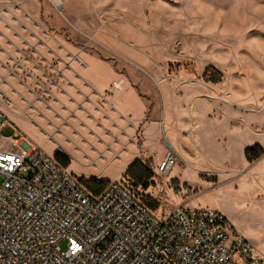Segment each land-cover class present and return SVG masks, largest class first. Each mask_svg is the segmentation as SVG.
<instances>
[{"label": "rangeland", "instance_id": "obj_1", "mask_svg": "<svg viewBox=\"0 0 264 264\" xmlns=\"http://www.w3.org/2000/svg\"><path fill=\"white\" fill-rule=\"evenodd\" d=\"M34 1L43 25L103 61L104 81L117 73L124 90L135 91L133 115L145 105L134 139L151 153L153 177L134 190L162 212L182 204L220 212L228 232L246 238L264 264V0ZM7 10L0 4V15ZM0 106L8 124L0 150L38 140L29 116L1 90ZM238 140L263 154L248 160ZM167 148L176 162L159 176ZM86 165L75 155L66 170L80 178L97 169Z\"/></svg>", "mask_w": 264, "mask_h": 264}, {"label": "built area", "instance_id": "obj_2", "mask_svg": "<svg viewBox=\"0 0 264 264\" xmlns=\"http://www.w3.org/2000/svg\"><path fill=\"white\" fill-rule=\"evenodd\" d=\"M16 146L0 150V264H263L218 211L152 210L122 180L93 194L54 156ZM175 162L168 149L157 174Z\"/></svg>", "mask_w": 264, "mask_h": 264}, {"label": "crops", "instance_id": "obj_3", "mask_svg": "<svg viewBox=\"0 0 264 264\" xmlns=\"http://www.w3.org/2000/svg\"><path fill=\"white\" fill-rule=\"evenodd\" d=\"M0 4L8 8L0 15V90L29 116L39 137L33 145L53 156L67 155L70 164L76 155L84 167L97 168L78 175L84 179L117 181L134 161L149 159L146 146L139 151L134 139L145 112V105L139 116L131 112L130 98L139 99L135 91L124 90L123 84L114 88L117 73L104 81L103 61L43 25L34 0ZM148 125H143L147 138ZM166 127L155 129L159 133ZM247 142L238 140V145L245 149L251 146ZM110 166L117 170L107 172Z\"/></svg>", "mask_w": 264, "mask_h": 264}, {"label": "trees", "instance_id": "obj_4", "mask_svg": "<svg viewBox=\"0 0 264 264\" xmlns=\"http://www.w3.org/2000/svg\"><path fill=\"white\" fill-rule=\"evenodd\" d=\"M262 154H263V150L258 145L247 147L244 152V155L248 160L256 159ZM54 158L65 168H67L70 165V160L68 156L61 152H57L54 155ZM151 160L152 159L149 158L145 161H141V160L134 161L132 164H130V166L127 168L124 174V176L129 177L131 183L130 181L124 179V177L121 180L124 181L126 185H128L133 190L136 187H141L143 189L148 188L152 184L150 180L153 177V171L150 167ZM80 181L93 194L100 193L109 183V181L97 180V179H84V178H80ZM140 197L142 198V196ZM142 200L149 208H151L152 210H156V205L148 203L143 198Z\"/></svg>", "mask_w": 264, "mask_h": 264}, {"label": "bare ground", "instance_id": "obj_5", "mask_svg": "<svg viewBox=\"0 0 264 264\" xmlns=\"http://www.w3.org/2000/svg\"><path fill=\"white\" fill-rule=\"evenodd\" d=\"M122 83V82H121ZM120 86H121V84H120ZM121 88V87H120Z\"/></svg>", "mask_w": 264, "mask_h": 264}]
</instances>
